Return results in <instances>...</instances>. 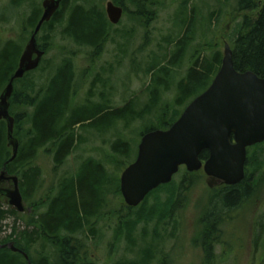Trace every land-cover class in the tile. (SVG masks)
Listing matches in <instances>:
<instances>
[{"label": "rangeland", "instance_id": "rangeland-1", "mask_svg": "<svg viewBox=\"0 0 264 264\" xmlns=\"http://www.w3.org/2000/svg\"><path fill=\"white\" fill-rule=\"evenodd\" d=\"M108 1L113 0H92L104 12ZM41 2L0 0V47L7 39L24 47L32 33L27 18L34 8L39 9L41 14ZM234 6V0H150L146 6L149 12L138 14L135 13V2L127 0L118 23L109 22V34L98 55H93L90 48L76 45L64 37L60 26L54 27L51 32L40 29L36 40L39 46H45L42 48L44 61L40 69H35L28 76L26 84L34 83L43 87L45 79L60 59L68 56L75 69L74 103L89 97L90 100L99 101V96L104 93L112 106L118 107L132 101L134 107L140 110L149 99L151 73L147 69L151 64L168 65L175 39L182 37L191 24L183 56L171 68L165 88L160 89L158 102L145 116L131 122H117L101 131L78 128L79 137L75 147L57 168L52 159L54 146L38 149L33 162L41 170L40 187L27 201H23L22 213L4 221L0 238L11 232L18 235L23 229L31 228L26 224L34 213L33 200L43 198L44 201L46 193L61 179L74 176L80 162L87 157L102 161L108 169L111 182L117 179L119 182L124 165L135 156L143 130L150 126H160L163 114L170 117L180 109L175 103L176 85L195 57L198 56L200 60L210 59L218 51L222 55L225 41L231 46L241 16L236 13ZM21 86L16 84L14 88L20 90ZM118 139L127 145L130 159L113 150L112 145ZM250 151L246 172L253 183L258 182L257 196L248 206L231 213L234 216L226 224V233L223 234H227V239L225 237V240L211 247L213 255L209 264H264V144ZM185 172L180 169L171 181V196L179 195L176 209L169 216L138 223L133 232V244L127 242L121 228L117 232L118 224L121 223L116 216L119 213L124 215L128 210L122 195L113 194V186H109L108 206L93 225V232L88 230L76 235L87 246L91 255L89 263L112 264L124 260L140 263L143 249L149 247L152 255L144 264H204V251L197 242L198 219L210 195L221 188H214L216 181L202 171L194 172L197 174L193 176L192 184L186 181L182 183ZM186 175L190 177L192 173ZM0 187L9 188L10 185L4 186L3 183ZM165 192L162 190L158 193L161 201ZM153 202L154 197L150 196L145 208H150ZM135 210L136 207L129 213L133 214ZM10 243L15 246L13 242ZM39 246L40 242L28 246L29 253L35 255L36 251H41Z\"/></svg>", "mask_w": 264, "mask_h": 264}, {"label": "trees", "instance_id": "trees-1", "mask_svg": "<svg viewBox=\"0 0 264 264\" xmlns=\"http://www.w3.org/2000/svg\"><path fill=\"white\" fill-rule=\"evenodd\" d=\"M149 1L131 0L132 3L135 2V13L147 12L146 6ZM113 2L126 8L127 0ZM234 5L236 13L241 14L231 40L234 67L239 71L251 70L264 77V0H234ZM39 16V9L34 8L30 12L27 24L31 32ZM56 26L61 27L60 32L64 37L76 45L90 48L93 55H98L109 34L110 24L103 9L92 0H62L59 8L41 29L51 32ZM190 29L191 24L187 26L182 37L175 39V46L168 57V65L151 64L147 69V72L151 73L149 99L140 110L134 107L132 101H127L122 106H112L104 93L99 96V101L90 100L89 97L85 101L74 103L75 69L71 57L68 56L60 59L45 79L43 87L25 83L34 71H29L22 78L14 80L10 99L13 109L9 113L14 120L13 134L18 139L19 147L16 157L9 160L12 151L7 141V126L6 122L0 119V172L5 170L7 174L17 176L24 201L40 187L41 170L33 162L38 149L48 145L54 146L52 159L57 168L75 147L79 137L78 128L101 131L120 121L131 122L141 118L150 111L158 102L160 89L165 88L167 84L171 68L176 66L183 56ZM43 45L39 47L45 48ZM22 48V44L12 40H7L1 45L0 90L12 76ZM197 57L176 85L175 103L180 109L170 117L163 114L160 126L147 127L141 135L151 129H165L170 126L179 117L185 105L208 87L220 67L222 55L218 51L210 59L204 57L205 59L200 60ZM43 61L42 59L39 67ZM39 67L37 69H40ZM16 84H22L20 90L14 88ZM112 148L123 153L125 158L129 157L124 141L118 139ZM251 149L247 152V160L250 158ZM199 156L201 160H205L208 151L203 150ZM186 173L188 172H185L182 183L186 181L192 184L193 176L197 173H192L190 177ZM3 183L6 186L11 185V181L0 182V185ZM171 185L172 182L162 184L150 191L136 206L133 214L129 212L135 207L127 206L126 214L119 213L116 216L121 223L118 224L117 232L119 233L121 228L127 242L133 244V232L138 223H148L156 220V217L169 216L171 212L173 213L179 203V195L171 196ZM109 186H113L114 191L111 190L113 194H120L118 179L111 182L108 169L102 161L93 157L82 160L75 175L57 182V185L46 193L44 201L43 198L33 200L34 213L26 224L31 228L23 229L18 235L11 232L0 238V264H29L28 260L32 264H92L89 263L91 255L86 244L76 235L88 230L90 233L93 232L95 229L93 225L108 206ZM258 189V182L253 183L246 172L239 183L226 185L210 195L203 214L198 219L197 242L204 251V264L211 262L213 255L211 247L216 242L225 240L227 236V234L223 236L226 233L225 226L234 216H231V213L237 212L241 207L243 209L255 200ZM162 190L166 191L163 201L158 198V193ZM150 196L154 197V202L150 208H145ZM42 207L43 209L39 210ZM18 214L14 208L7 205L3 197H0V232L5 226L4 221ZM10 242L24 251L28 255V260L22 253L13 251L8 246H1ZM35 242H40L41 251L31 255L28 246ZM151 255L152 250L145 247L140 263L124 260L112 264H144Z\"/></svg>", "mask_w": 264, "mask_h": 264}, {"label": "water", "instance_id": "water-1", "mask_svg": "<svg viewBox=\"0 0 264 264\" xmlns=\"http://www.w3.org/2000/svg\"><path fill=\"white\" fill-rule=\"evenodd\" d=\"M62 0H42L43 12L20 54L17 67L0 93V119L6 121L7 141L16 157L19 142L14 136V120L8 112L13 81L38 67L44 50L36 41L42 24L50 20ZM106 15L112 24L122 15L121 6L106 3ZM232 49L224 42L221 65L209 86L196 95L180 116L165 129H152L141 135L137 155L120 174V192L127 206L140 204L146 195L161 184L169 183L180 166L187 171L203 169L208 177L233 185L244 177L247 147L264 141V77L251 70L234 67ZM233 136L231 141L230 137ZM208 151V158L200 153ZM11 180L9 188L0 187V195L19 212L24 211L16 175L0 172V181ZM13 251L28 255L7 243ZM29 264H32L28 260Z\"/></svg>", "mask_w": 264, "mask_h": 264}, {"label": "flooded vegetation", "instance_id": "flooded-vegetation-1", "mask_svg": "<svg viewBox=\"0 0 264 264\" xmlns=\"http://www.w3.org/2000/svg\"><path fill=\"white\" fill-rule=\"evenodd\" d=\"M115 4V3H114ZM119 6H121V5H119ZM122 7V6H121ZM8 40V39H7ZM4 44V43H3ZM14 72V71H13ZM261 77V76H260ZM1 91H2V89H1ZM0 91V92H1ZM11 97H12V95L9 97V99H8V111H10V110H12L13 108H12V106H11V103H10V99H11ZM230 139H231V141H234L233 140V136H231L230 137ZM259 144H264V141L263 142H260V143H257V144H254L253 146H251V147H248L247 148V150L249 151V149L250 148H253V147H255L256 145H259ZM207 159V158H206ZM249 160L250 159H248L247 160V162H246V165H248V163H249ZM212 179H214L215 181H216V185L214 186V188H222V187H224V186H226V185H224L223 183H222V181H220V180H218V179H216V178H212ZM252 180V179H251Z\"/></svg>", "mask_w": 264, "mask_h": 264}]
</instances>
